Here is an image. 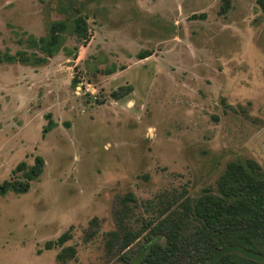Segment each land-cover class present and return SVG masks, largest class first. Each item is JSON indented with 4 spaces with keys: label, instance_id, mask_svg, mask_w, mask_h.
<instances>
[{
    "label": "rangeland",
    "instance_id": "obj_1",
    "mask_svg": "<svg viewBox=\"0 0 264 264\" xmlns=\"http://www.w3.org/2000/svg\"><path fill=\"white\" fill-rule=\"evenodd\" d=\"M223 3L0 0L1 55L31 57L0 63V185L44 161L29 191L0 196V264H140L166 243L152 231L162 212L215 190L229 162L264 172V12ZM60 23L52 57L28 46ZM126 231L140 237L123 250Z\"/></svg>",
    "mask_w": 264,
    "mask_h": 264
},
{
    "label": "trees",
    "instance_id": "obj_2",
    "mask_svg": "<svg viewBox=\"0 0 264 264\" xmlns=\"http://www.w3.org/2000/svg\"><path fill=\"white\" fill-rule=\"evenodd\" d=\"M230 0H224L221 12L229 8ZM264 12V0H257ZM204 16L202 15V18ZM67 30L64 23L52 27L49 36L29 37L28 46L39 49L47 58L53 56L61 43V35ZM73 32L78 39L87 40V23L77 19ZM139 59L147 55L140 53ZM30 55L19 51L15 55L0 53V63L19 61L29 63ZM45 58L35 57L34 63L41 65ZM115 71H111V74ZM74 83V82H73ZM49 124L43 129L50 130L52 119L47 115ZM44 161L36 157L35 164L28 166L19 163L13 173L20 172L22 180L5 181L0 185V196L9 192L26 193L30 182L42 173ZM182 209L163 211V218L154 226L153 232L163 236L165 245L154 244L140 264H183L189 256L188 249L199 254L196 264H264L243 255L229 252L230 248H239L247 253L264 259V172L252 159L232 161L217 181L216 189H206L195 201L186 200ZM122 249L128 248L140 235L126 231ZM118 236L117 233H111ZM70 239L69 233L63 234L56 245H62ZM51 245H48V247ZM75 256L73 247L64 248L57 255V260L64 263ZM195 259V258H194ZM188 264V263H185Z\"/></svg>",
    "mask_w": 264,
    "mask_h": 264
}]
</instances>
